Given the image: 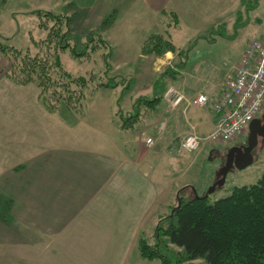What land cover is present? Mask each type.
Returning a JSON list of instances; mask_svg holds the SVG:
<instances>
[{
  "label": "rangeland",
  "instance_id": "1",
  "mask_svg": "<svg viewBox=\"0 0 264 264\" xmlns=\"http://www.w3.org/2000/svg\"><path fill=\"white\" fill-rule=\"evenodd\" d=\"M42 7L69 16L71 18L70 27L73 30V35L80 33L83 35V33L90 32L89 30H95L104 37L103 39H105L106 44L104 43L100 47L99 44H96L97 40L94 39L93 41L95 42H90V45L96 44V48L98 49H94L90 56L84 58H75L68 50L61 53V60L66 70L74 75L84 76L89 79L87 87L82 89L85 94L84 99L72 104L70 107L59 105L56 110L50 111L38 97L36 99L35 95L36 92L38 93V90L35 89V86L29 85V87L23 88L24 85L15 84L10 81L13 86L15 85L14 87H19V89L22 87L23 90L20 91L15 88V92L0 94V126L6 132V143L0 149L4 150L6 157L14 151L16 141H24L25 144L22 142V147L27 146L31 148L34 146L36 148V146H46L49 142L53 141L61 144L67 139L68 133L72 136L71 145H76L77 148L81 146L80 149H77V151H80L78 153H81L79 156L87 159L89 157L91 159L98 157V155L90 154L92 149L98 148V113H104L106 111V104L111 101V105H114L112 107H115V111L118 110L119 114L123 116L126 114L123 113L124 110L130 108V102L136 96L150 91L149 82L156 75H154V70L159 65V62H156L152 56H144L146 53L144 52L142 40L145 34L149 35V33L157 30L166 29V26L170 24L167 29L170 30L171 28L170 34H175L174 37L177 36L176 42L183 45L182 47L184 48H190L188 52L189 61H196L203 57L206 59L216 57L226 62L224 63L225 69L233 64L236 53L241 50L244 44L247 45L250 41L259 39L264 35V0H166L163 10L160 11L147 9L141 0H2L0 3V40L4 42L6 38V42L20 48H25L31 44V39L38 36L35 25L37 19L34 15L29 14L28 11L32 8L42 9ZM165 23L167 25L163 26ZM173 25L176 26L175 30H173ZM6 34H9L7 35L9 36L8 38ZM196 34L210 37L213 40H205L204 37L203 41H201L198 35L195 36ZM193 36L195 37L191 41H188ZM77 48H79L78 45ZM108 50L111 53V57L109 58V74L118 73L124 77L126 74L132 75L134 79L133 85L131 84L130 87H127V81H125L114 89L98 88V78L101 79L102 70L105 65L104 53L105 51L107 53ZM138 53L142 56H139ZM172 53L175 57V52ZM173 59H170L169 62L166 61V64L162 63L161 67L163 64L172 65L174 63ZM10 64L11 62L8 60L3 70L0 71V77L3 76V72L7 71ZM234 70L235 68L232 70L231 68L226 69L225 74L227 73V76L223 75V77H226L221 85V90L225 81L231 76L228 73L230 71L234 72ZM174 72H177L174 77L176 79V76H179L180 73L177 70ZM184 75L187 76L186 74ZM173 82L168 80V86L172 85L177 88V84ZM125 86L127 88L123 89L122 87L125 88ZM3 88L10 90V87L3 85L1 86V91ZM121 89L124 92L119 96ZM220 93L221 91L219 95ZM198 95L200 94L198 93ZM193 98L195 96L186 99V101L189 103ZM31 101H39L38 105L42 109V111L40 110L42 114H37V108L32 105ZM116 102H118V106H116ZM21 107L25 109L30 108L27 111L35 112L34 116H29L27 118L28 121L22 122L17 114H25L27 111L24 112ZM200 108L205 107H199L198 109L200 110ZM122 109H124L123 112ZM263 113L264 107L261 115ZM158 114L168 124V121H166L168 118H166L167 116L164 114L162 108ZM16 118L20 123L17 122ZM145 122L142 124L144 126L138 125L136 129L128 131L129 134L122 136V140L119 138L120 143L129 147L127 140L129 137H132V140L136 142L134 145L138 149V144L141 145L142 142L143 135L141 132L144 131L148 136V132L150 131V134H152L150 136L153 137L154 141L148 146L150 147L151 159L153 157L155 159L160 158V162L157 160L158 165L153 171L156 187L158 188L159 186L160 190L159 192L151 193L150 203L145 201L143 216L127 219L120 217L98 218L97 201H88L86 203L87 209L84 211L77 208V205L81 203L77 204V202L74 204V202H71L68 204L70 207L65 211L67 216L56 217L60 214L54 211V217L46 223L45 219H48L47 214L53 211L49 206H57V203L43 200L42 206L47 208L39 213V217H33L34 221L39 222L37 224L39 225L38 230L35 231L30 225L28 227L22 225L21 228L20 224L15 223L23 230V240H28L27 244H24V249L20 248L24 256H31L32 252L34 259L38 258V264H55L56 262V264H64V257L62 258L61 256L63 243L69 238H75L80 243L91 240L87 252L98 253V241L100 238L105 243L107 236H115L107 235L105 232L98 234V226H109V231L112 230L113 233H117L116 236L121 242L126 240V244H124L125 250L128 249L129 257H133L136 264H162L157 258L146 259L141 256L138 250L141 241H144V245L148 247H155L160 241L164 242L165 249H163V253L170 258L171 264H204L199 259L186 260L180 248L165 242L167 240L163 236L156 235V226L164 216L170 215L172 208L177 205L179 190H182L185 197L203 196L206 194L208 188L220 178V170L225 165L229 149L241 144L247 145L249 130H245L240 136L230 142H204L201 148L191 155L179 151L175 155L173 146L180 140L176 139L175 142L170 143L169 136L164 134L166 131H163L165 126L157 134L153 135L150 127H153L155 121L148 119ZM187 126L188 129L183 137L190 133H196L193 130L194 127H190L189 124ZM27 141H32L35 145L32 143L28 145ZM158 143H161L159 149L157 148ZM164 144L171 147H167V151H165V148H161ZM158 153H161L163 157H157ZM2 155L4 154L0 151V158ZM60 156H65V154L57 155L56 157ZM72 156H77V154ZM7 159H13V156H9ZM7 159L0 161L1 183L7 166L14 160ZM74 163H78L77 166L79 167L75 166L77 169L81 167L80 173L75 174L74 172L69 175H63V172L59 174L58 170L49 171L41 169L43 171L32 172L30 169H27L24 170L23 174L20 172L18 177H23L24 182L26 178H30V182L33 180L35 184L38 177V182L44 185L49 181L48 174H53L65 182H71L69 185L73 184L72 186L80 182L78 179L87 180V183L88 181L91 182V178L85 179L86 176H84L85 169L90 167V163L85 161ZM263 173L264 138H259L258 145L253 150L252 164L242 169L233 167L228 172L224 185L216 187L215 190L208 194L209 202L227 196L233 186L248 185L256 182ZM164 175L167 176L165 177ZM22 187L25 188L26 185L23 184ZM65 187H62L61 184L58 188L63 190ZM35 188L34 186L31 187L32 194H35ZM43 188H40V199L48 196L45 192L42 195ZM94 188H96V191H87V193L97 192L96 186L91 189ZM29 189L30 186L25 190L29 191ZM45 189H47V186H45ZM137 196L139 195L136 193ZM18 202L12 205L13 209H21L22 207L23 210V208H29V199L26 201L18 199ZM134 208L136 210L139 209L137 201L134 202ZM25 220L30 221L31 219L29 217L25 218ZM46 224L49 225L48 233L45 232ZM81 227L84 230L83 234L79 232ZM86 232L88 233L86 234ZM32 243V248H29ZM10 245L14 246V244ZM34 248L36 251H33ZM8 254L10 255V251L6 252L7 256ZM93 260L98 263V258H94ZM21 261L18 259V264H30V258L25 259V261L23 260L22 263ZM34 263H36V260H33L32 264Z\"/></svg>",
  "mask_w": 264,
  "mask_h": 264
},
{
  "label": "crops",
  "instance_id": "2",
  "mask_svg": "<svg viewBox=\"0 0 264 264\" xmlns=\"http://www.w3.org/2000/svg\"><path fill=\"white\" fill-rule=\"evenodd\" d=\"M141 1L143 2V5L146 6L147 9L160 11L163 10L166 0H141ZM1 2L2 0H0V3ZM38 8H32L28 11V13L31 10ZM42 9H47V8L42 7ZM166 25L167 24L165 23L163 26ZM175 28L176 26L173 27V30H175ZM163 30L164 28L162 30L160 29L157 31L162 32ZM170 31L171 28L169 32ZM9 34H6L7 38L9 37L7 36ZM147 35L148 34L144 35L142 43L146 41ZM174 35L175 34L171 33L172 43L175 45L176 48L182 49L183 45H180L176 42L175 39L177 36L174 37ZM197 35L198 34H196L195 36ZM195 36H193L188 41H191ZM198 36L200 37V40L203 41L205 36L204 35H198ZM206 39L213 40L210 37H205V40ZM244 45L242 46L241 50L238 53H236L233 64L226 69L231 68L232 70L233 68H235V66L239 61ZM188 52H187V60L184 65V68L179 70L180 75L176 76V79L174 80L168 79L171 82L174 81L173 83L177 84L176 87L178 89L173 87L172 85L168 86L167 88V89L172 88L180 92L183 95V100L180 103V105L177 107H173L169 101H165L164 107L163 105L161 107L164 110V114L167 116L166 118H168L166 120L168 121V124L165 121L162 122H164L163 126H165L163 131H166V133L164 134H167L169 136L170 143L175 142L176 139L181 140L184 133L188 129L187 124H189L190 127L192 128L194 127L193 130H195L196 134L204 135L211 131L213 125V117H214V113L211 108V102L217 99L219 92L221 91L220 88L223 83V80L227 76L226 75L227 73L225 74L226 69L224 65V63L226 62L217 59L216 57H211L212 59L211 58L206 59L205 57H203L202 59H198L196 61H191V60L189 61ZM138 55L140 56L141 54L138 53ZM144 56H152L154 57L156 62H159V65L157 66V68L159 67V69L157 70L156 68L154 70V75L159 72L162 63H165L166 61L169 62L170 59L174 58V54L171 51H165L161 55L146 53ZM7 62L8 59L0 55V71L3 70V67L4 65L7 64ZM165 64H163V66ZM232 73L233 71L232 72L230 71L228 75H232ZM184 74H186L187 76H185ZM224 74L226 75L225 77H223ZM2 75L3 76L0 77V92H1L0 94L15 92L16 91L15 88H17V90L20 91L23 90L22 87H20V89L19 87H14L15 85L13 86L12 83H10V80L4 76V72ZM126 76L129 79L127 81V84L130 87L131 84L133 85L134 78L130 74H126ZM155 76H153V78L149 82V90L151 89V85L155 79ZM3 85L6 87H10V90L7 88H3L1 91V86ZM29 85L35 86L33 84H28V85H24L23 88H27L29 87ZM198 93L205 94L209 98L207 105L204 106L205 108H200V110L198 108L203 106L192 105L191 103H188V101H186V99H189L190 97H194V96L196 97ZM37 94L38 93L36 92L35 95L36 99H38ZM132 102L133 101L130 102V105L132 104ZM31 103L35 108H37L38 111L37 114H42L41 113L42 109L38 105L39 101H31ZM112 106L114 105H111V101H110V103L108 102L106 104V111L102 114L98 113V118H99L98 146H97L98 148H96L95 150L92 149L90 152V154L92 155H96V156L98 155V157L96 158L91 159L89 157L87 159L79 156L81 153H78L80 151H77V149H80L81 146H78L77 148L76 145H71L72 136L70 135V133H68L66 137L67 139H65L64 142H62L61 144H57V142L53 141V142H49L48 145L46 146H40V147L36 146V148H34V146L31 148L27 146L22 147L23 143L25 144V142L22 140L21 141L19 140L20 142L16 141L14 145L15 146L14 151H12L7 156V157L13 156L14 160L7 159L4 150L0 149V151H2V153L4 154L0 158V161L1 160L5 161V159L13 160V162L9 163L5 173L3 174L4 176L2 179L3 180L2 183L0 182V264H18V259L22 260L21 261L22 263L23 260L25 261V259L27 258H30V264L33 263V260H36V263L34 264H38L37 262L38 258L36 257L34 259V256H32V252H31V256L28 255L24 256V254L20 251V248L24 249V244L25 243L27 244L28 242V240L26 239L23 240V236H22L23 230H21V228L22 225L25 227H28L30 225V227H33L35 229V231L38 230L39 225L37 224H39V222L34 221L33 217H39V213H41L42 210L47 208L42 206L43 200L47 202L50 201L57 203V206L55 205L56 207L54 205H52V207L49 206V208H52L53 211L47 214L48 219H45L46 223L47 221H49V219H52V217H54V213H53L54 211L60 214L56 217L67 216L65 214V211L67 210V208L70 207V205L68 206V204H70L71 202H74V204L77 202H78L77 204L81 203L79 205L76 204L77 208H79V210L84 211L85 209H87L86 203L88 201H94V202L97 201L98 218L120 217L127 219V218L143 216L145 212V201L150 203L149 200L151 193L159 192L160 190L159 186L158 188L156 187V182L154 180V175H153V171L155 170V167H157L158 165L157 160L158 162H160L159 161L160 158L155 159L153 157L151 159L149 152L150 147L146 146L143 142H141V145L138 144L139 148L136 149V145H134V143L136 142L132 140V137H129V139L127 140L128 142L127 144L129 147H126L124 146L125 144L120 143L119 138L122 140V136L129 134L128 131H132L134 129H128V130L120 129L118 127V124H115L113 122L112 117L114 116L115 107L113 108ZM194 106L198 108H195ZM21 109L25 112L30 108L25 109L21 107ZM34 113L35 112L33 111H27L25 114L20 113L17 114V116H19L20 120L23 122V121H28L27 118L29 116L33 117ZM160 114L143 116L144 122L145 120L148 119L155 121L153 127H150L152 129V132L154 131L153 134L157 132V125L162 120ZM16 120L18 123H20L17 118ZM138 125L141 126L142 124H138ZM67 128H69V126H67ZM5 135L6 132L3 131L2 126H0V143H1L0 147H2L4 143H6ZM148 135L149 136L152 135L150 134V131L148 132ZM27 143L28 145L30 143L35 145V143L32 141H27ZM178 143L179 141L175 146H173V149H175L174 151L175 155H177L178 153V150L176 149ZM160 146L161 143H158L157 148L159 149ZM163 146L161 148L162 149L165 148V151H167V147L169 148L171 147L170 145H165V144ZM154 149L156 150V148ZM155 150L153 151V154ZM62 154H65V156L56 157L57 155H62ZM74 154H77V156H72ZM157 157H163V155L161 153H158ZM80 161L82 162L85 161L90 163V167H87L85 169L86 171L84 176H86L85 179L91 178L92 179L91 182L88 181L87 183V180L84 181V179L82 180L78 179V181L80 182L72 186L73 184L69 185L71 182H65L62 179H59V177L57 178L53 174L51 175L48 174L49 181H47V184L44 185L38 182L39 179L38 177L36 184L33 180L30 182V178L29 179L26 178L24 182L23 177H18V174L20 172L23 174L24 170L27 169H30L32 172L33 171L38 172V170L43 171L41 169H47L49 171L58 170L59 174L63 172V175H69L74 172L75 174L80 173L81 167L77 169L75 166H77L78 163H74ZM1 176L2 174H0V177ZM23 184L26 185L25 188L22 187ZM61 184L62 187L66 186L68 187V189H66V187L63 190L59 189L58 187H60ZM28 186H30V189L29 191H26L25 189ZM32 186L36 187L35 194L31 193ZM45 186H47V189H45ZM95 186L97 187V192L87 193V191H96V188L91 189L92 187ZM40 188L44 189L42 195H44L45 192L47 193L46 195H48L47 197L40 199L41 197ZM136 193L139 195L137 196L138 198L136 197ZM129 195H133V196H129ZM18 199L19 200L24 199V201L29 199L30 200L29 208H23V210L22 207L21 209L19 208L13 209L12 205L16 202L19 203ZM58 201L60 202L59 204ZM135 201H137V203L139 204V209L137 210L134 208ZM20 206L22 205L20 204ZM29 217L31 219L30 221L25 220V218H29ZM51 221H50V225H51ZM15 223L20 224L21 228ZM48 226L49 225L47 224L45 226L46 228L45 232L47 233H48ZM79 232L81 234L84 233L82 227ZM102 232L103 233L105 232L107 235H115V236L114 237L107 236L106 238L107 240L105 243H103L102 242L103 239L100 238V240L98 241V253L95 254L92 251L87 252L90 247L91 240L89 242L80 243L75 238L72 239L69 238L66 242H64L63 252L61 255L62 258L64 257L63 259L64 264H128V263L136 264L135 259H133V257L132 258L129 257L128 249L125 250L124 244H126V240L121 242V240H119V238H117L116 236L117 233H113L112 230L109 231V226L106 227L98 226V234ZM87 233L88 232H86V234ZM8 243L14 244V246L13 245L11 246ZM32 246L33 243L30 245L29 248H32ZM7 251H10V255L8 254V256L6 255ZM33 251H36L35 248ZM96 255H98V257H96ZM94 258H98V263L95 262V260H93ZM141 264H145V263H141Z\"/></svg>",
  "mask_w": 264,
  "mask_h": 264
},
{
  "label": "trees",
  "instance_id": "3",
  "mask_svg": "<svg viewBox=\"0 0 264 264\" xmlns=\"http://www.w3.org/2000/svg\"><path fill=\"white\" fill-rule=\"evenodd\" d=\"M29 14L36 17L38 31L37 38L32 36L31 44L20 48L6 42V38L4 42L0 40V55L11 62L4 76L15 84L35 85L39 100L50 111L59 105L70 107L82 101L85 96L82 89L87 87L89 79L66 70L61 53L68 50L75 58L90 56L94 49H98L96 44L104 45V37L95 30L73 35L71 18L52 10L33 9ZM169 26L162 32L147 35L143 48L145 53L155 55L175 52L174 63L161 67L150 91L136 96L129 109H122L125 115H120L118 110L114 112L112 120L120 129H136L138 124L144 123L143 116L157 115L166 100L168 79H174L177 73L174 71L184 68L190 48L175 47L167 29ZM94 39L97 43L91 46ZM109 51L104 53L105 65L101 79L98 78V88L114 89L129 80L122 74H109ZM162 121L157 125V132L161 130ZM141 134L147 136L144 132ZM150 138L153 140L152 136ZM183 194L182 190L178 191L177 205L170 215L159 221L156 235L180 248L186 260L199 259L204 264H264V173L256 182L233 186L227 196L212 202H209L208 195L185 197ZM164 246L162 241L155 247L145 246L141 241L138 250L146 259L157 258L162 264H171L170 258L163 253Z\"/></svg>",
  "mask_w": 264,
  "mask_h": 264
},
{
  "label": "built area",
  "instance_id": "4",
  "mask_svg": "<svg viewBox=\"0 0 264 264\" xmlns=\"http://www.w3.org/2000/svg\"><path fill=\"white\" fill-rule=\"evenodd\" d=\"M165 95L173 107L179 106L183 100V95L172 88ZM207 103L208 97L204 94L191 100V104L197 106ZM263 106L264 35L246 45L233 74L225 81L219 97L212 102L214 117L211 131L206 135H185L179 142L178 150L192 153L199 150L204 142L227 143L235 140L259 116ZM142 140L147 146L153 142L150 137H142Z\"/></svg>",
  "mask_w": 264,
  "mask_h": 264
},
{
  "label": "water",
  "instance_id": "5",
  "mask_svg": "<svg viewBox=\"0 0 264 264\" xmlns=\"http://www.w3.org/2000/svg\"><path fill=\"white\" fill-rule=\"evenodd\" d=\"M248 130L247 145L243 147L235 146L229 149L225 165L220 170V178L208 188L204 196H207L216 187L221 186L228 172L231 171L233 167L242 169L252 164L253 150L258 145V137L264 138V123H262L259 118L253 119L249 124ZM234 153H237L238 156L235 157Z\"/></svg>",
  "mask_w": 264,
  "mask_h": 264
},
{
  "label": "flooded vegetation",
  "instance_id": "6",
  "mask_svg": "<svg viewBox=\"0 0 264 264\" xmlns=\"http://www.w3.org/2000/svg\"><path fill=\"white\" fill-rule=\"evenodd\" d=\"M259 119H261V122L262 123H264V113L259 117ZM244 144H241V145H239V146H243ZM238 146V147H239ZM235 154V157H237L238 156V154L237 153H234Z\"/></svg>",
  "mask_w": 264,
  "mask_h": 264
}]
</instances>
